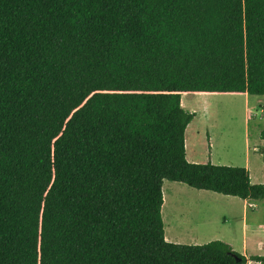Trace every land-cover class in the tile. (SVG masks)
Masks as SVG:
<instances>
[{"label": "trees", "instance_id": "trees-1", "mask_svg": "<svg viewBox=\"0 0 264 264\" xmlns=\"http://www.w3.org/2000/svg\"><path fill=\"white\" fill-rule=\"evenodd\" d=\"M196 93L264 96V0H0V264H264L166 240L165 181L264 201L188 161Z\"/></svg>", "mask_w": 264, "mask_h": 264}, {"label": "rangeland", "instance_id": "rangeland-1", "mask_svg": "<svg viewBox=\"0 0 264 264\" xmlns=\"http://www.w3.org/2000/svg\"><path fill=\"white\" fill-rule=\"evenodd\" d=\"M184 109L196 116L186 131L188 158L197 157L200 163L242 167L248 169L254 185H264V96L215 94L209 97L185 95ZM179 195V211L163 221L170 242L183 245H204L220 240L230 243L245 256L264 255V201H247L222 195L226 221L214 222L200 200L191 201L197 192L182 183L165 181L163 194ZM176 200L173 197V200ZM193 210L187 209V205ZM253 207V208H252ZM207 212V213H206ZM230 212V214H229ZM194 214L193 224L188 219ZM163 215V212H162ZM257 264V263H250Z\"/></svg>", "mask_w": 264, "mask_h": 264}, {"label": "crops", "instance_id": "crops-1", "mask_svg": "<svg viewBox=\"0 0 264 264\" xmlns=\"http://www.w3.org/2000/svg\"><path fill=\"white\" fill-rule=\"evenodd\" d=\"M210 94L211 93L184 94L183 97H182V105L184 106L183 98H184L185 95H193L195 97L205 98V97H209ZM210 158H211L210 162L212 163L213 162L212 161V152H210ZM187 159L191 163H200L197 160L196 156H193L192 159L190 160L188 158V155H187ZM193 190H195V189H193ZM195 191H197V192H191V194L188 195V196H190L191 201H195V200L199 201L200 200L203 203H205V200H209L210 201V203H206L205 204V207L208 209V213H209L208 216H206V217H208L209 219L213 220L214 222H219L220 219L221 220L223 219V222H225L226 221V216H225V213H224L222 198H220L222 195L221 194H217V193H213V192H210V191H201V190H195ZM173 197H175L176 200L175 199L173 200ZM178 198H179V195H177L175 193H172V192H168L167 194L164 195V204H163V208H162L163 216H164L166 207H168L167 208L168 209L167 217H171L175 213V210H176V213H177V211L180 210L178 205L181 204V200H179ZM238 199H240V198H238ZM247 201L248 200H244V202H247ZM190 209L193 210L192 207H191V204H190V206L187 205V209L184 208L181 211H183V210H185V211L189 210L190 211ZM229 214H230V212H229ZM190 215L191 216L188 219L190 220V223L193 224L194 214L190 213ZM166 240L168 242L171 241L170 238H168V236L166 237ZM250 263H257V262L249 261L248 264H250ZM257 264H260V263H257Z\"/></svg>", "mask_w": 264, "mask_h": 264}]
</instances>
